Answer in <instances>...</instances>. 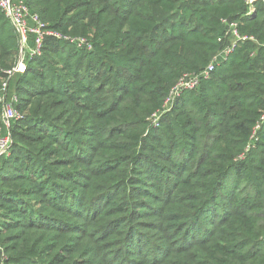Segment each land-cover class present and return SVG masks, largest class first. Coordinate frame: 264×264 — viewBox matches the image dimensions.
Masks as SVG:
<instances>
[{
    "label": "trees",
    "instance_id": "trees-1",
    "mask_svg": "<svg viewBox=\"0 0 264 264\" xmlns=\"http://www.w3.org/2000/svg\"><path fill=\"white\" fill-rule=\"evenodd\" d=\"M23 1L52 33L9 79L0 264H264V2ZM231 22L255 39L152 125ZM20 47L0 8V85Z\"/></svg>",
    "mask_w": 264,
    "mask_h": 264
},
{
    "label": "built area",
    "instance_id": "built-area-1",
    "mask_svg": "<svg viewBox=\"0 0 264 264\" xmlns=\"http://www.w3.org/2000/svg\"><path fill=\"white\" fill-rule=\"evenodd\" d=\"M260 0H246L249 5V14H253L255 11V3ZM264 2V0H261ZM0 8L3 10L5 15L11 20L14 25L21 42L19 57L16 65L8 71L9 77L2 81L0 85V102L3 105L2 119L8 134L0 136V157L9 154L12 146V137L10 135L11 122L21 117L20 112L15 108L14 104L18 101V96L14 95L9 99V79L17 72H22L25 69V61L27 52L28 55L33 56L41 53L42 43L44 36L48 33L44 30V25L40 21L37 14L30 13L27 5L23 0H0ZM58 35V34H56ZM34 37V45L31 47L29 44V37ZM226 36L230 37V43L219 52L209 63V65L199 72L186 73L176 85L171 89L168 97L166 98L161 110L157 111L151 117V124L155 127L160 125V117L163 113L169 111L175 101L183 94L186 90L195 89L203 79L211 77L212 72L215 70L216 65L220 58H227L236 48L239 42L246 40H254V36L241 34L238 30L237 22H231L228 24V30ZM80 44L85 43V39L79 40ZM264 124V112L262 113L259 121L254 127L252 139L256 136L258 130ZM250 147V146H249ZM249 149V148H248Z\"/></svg>",
    "mask_w": 264,
    "mask_h": 264
},
{
    "label": "rangeland",
    "instance_id": "rangeland-1",
    "mask_svg": "<svg viewBox=\"0 0 264 264\" xmlns=\"http://www.w3.org/2000/svg\"><path fill=\"white\" fill-rule=\"evenodd\" d=\"M26 58H28V53H25ZM101 245H99L98 243H93L92 245H88V247L86 248V250L84 251V253H82L81 256L77 255L76 258H78V264H84V263H88V264H97V263H92V258L95 256L96 253H94L97 249L100 248ZM114 250V249H112ZM103 252V251H102ZM94 253V254H93Z\"/></svg>",
    "mask_w": 264,
    "mask_h": 264
}]
</instances>
